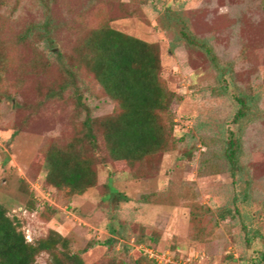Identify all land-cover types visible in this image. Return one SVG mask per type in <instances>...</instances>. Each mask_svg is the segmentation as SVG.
<instances>
[{"label": "rangeland", "instance_id": "374dc122", "mask_svg": "<svg viewBox=\"0 0 264 264\" xmlns=\"http://www.w3.org/2000/svg\"><path fill=\"white\" fill-rule=\"evenodd\" d=\"M52 1L55 44L48 49L33 34L19 42L44 21L35 0H0V206L19 231L30 242L58 232L85 264H136L139 239L201 264H246L264 255V0ZM185 25L222 65H233V78L219 82L206 57L180 41ZM101 26L159 46L161 79L176 95L175 146L155 175L134 178L124 165L107 162L100 141L98 186L83 195L57 192L45 183V150L65 142L84 116L74 91L59 90L65 71L79 67L76 50ZM82 69L76 82L91 117L110 115L114 104ZM248 89L257 118L244 130L245 175L236 183L215 156L220 140L236 131L235 97ZM107 187L124 198L117 210ZM226 209L255 215L253 224L245 222L248 233L239 218L219 221ZM37 261L49 263L47 255Z\"/></svg>", "mask_w": 264, "mask_h": 264}, {"label": "trees", "instance_id": "16d2710c", "mask_svg": "<svg viewBox=\"0 0 264 264\" xmlns=\"http://www.w3.org/2000/svg\"><path fill=\"white\" fill-rule=\"evenodd\" d=\"M35 2L43 11L44 21L21 34L19 42H27L33 34L44 43L45 48L53 49V33L56 31L50 10L53 1ZM180 41L187 48L206 57L211 68L216 71L219 82H224L226 75L233 78V65H222L208 41L193 35L187 26L181 32ZM76 51L79 67L76 66V71H65V83L59 92L73 90L76 94L75 106L84 116L78 123L77 131L66 138L65 142H53L46 148V185L57 192L69 189L71 193L78 195L96 188L98 168L103 160L100 141L107 162L124 165L134 178L152 177L157 172L159 159L175 146L171 107L176 95L168 90L161 79L159 46L101 26L90 31ZM81 68L92 76L114 104L110 115L103 118L91 117L77 87L76 81ZM221 90L227 91L225 86ZM57 94L59 93L51 91L49 96L54 97ZM235 101L237 113L233 124L237 126L236 131H230L226 139L220 140L221 149L215 158L220 162L222 172L237 183L245 175L241 162L244 130L257 118V108L251 89L239 92ZM107 189L109 203L117 210L124 198L119 193L111 192L108 187ZM28 210L33 212V208ZM224 211L220 214V222L227 219L236 221L239 218L243 232L248 233L245 222L253 224V213H240L231 209ZM117 235L120 239L124 238L120 231ZM134 242L139 246L142 240ZM149 246L155 247L152 244ZM138 252L139 257L134 263L148 261L156 264L148 260L142 252ZM42 255L48 256V264H85L81 255L72 252L70 239L56 231H49L45 237L27 241L25 235L19 231V226L0 206V264H38L37 260ZM246 264H264V255H259V259L250 260Z\"/></svg>", "mask_w": 264, "mask_h": 264}, {"label": "built area", "instance_id": "2783aa9c", "mask_svg": "<svg viewBox=\"0 0 264 264\" xmlns=\"http://www.w3.org/2000/svg\"><path fill=\"white\" fill-rule=\"evenodd\" d=\"M27 241L29 239L26 237ZM30 242V241H29ZM138 251L142 252L148 260L156 264H201L198 262V257L187 258V259H178L172 255L169 251L162 253L157 251L151 246L140 245L137 247Z\"/></svg>", "mask_w": 264, "mask_h": 264}]
</instances>
